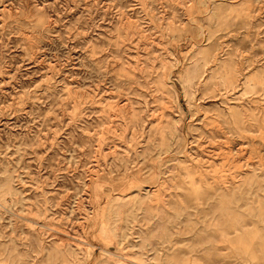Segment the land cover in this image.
Here are the masks:
<instances>
[{"label": "rangeland", "instance_id": "1", "mask_svg": "<svg viewBox=\"0 0 264 264\" xmlns=\"http://www.w3.org/2000/svg\"><path fill=\"white\" fill-rule=\"evenodd\" d=\"M0 264H264V0H0Z\"/></svg>", "mask_w": 264, "mask_h": 264}]
</instances>
